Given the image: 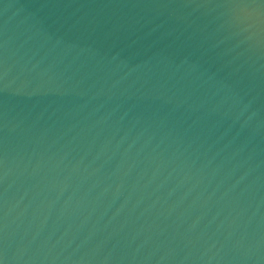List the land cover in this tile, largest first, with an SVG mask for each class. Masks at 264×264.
Segmentation results:
<instances>
[{
	"label": "water",
	"instance_id": "1",
	"mask_svg": "<svg viewBox=\"0 0 264 264\" xmlns=\"http://www.w3.org/2000/svg\"><path fill=\"white\" fill-rule=\"evenodd\" d=\"M0 264H264V0H0Z\"/></svg>",
	"mask_w": 264,
	"mask_h": 264
}]
</instances>
